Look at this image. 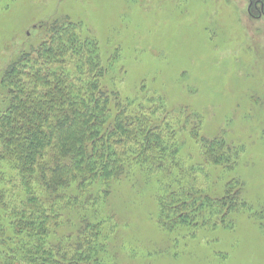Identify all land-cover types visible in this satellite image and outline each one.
I'll return each mask as SVG.
<instances>
[{"label": "rangeland", "instance_id": "rangeland-1", "mask_svg": "<svg viewBox=\"0 0 264 264\" xmlns=\"http://www.w3.org/2000/svg\"><path fill=\"white\" fill-rule=\"evenodd\" d=\"M261 13L264 0H0V113L4 70L72 23L98 45L101 89L148 110L166 150L162 170L133 166L107 195L92 190L85 212L64 214L56 242H74L86 219L103 224L101 264H264ZM213 140L229 150L218 163L204 150ZM15 175L0 161V264L31 246L13 227ZM170 197L189 207L160 219Z\"/></svg>", "mask_w": 264, "mask_h": 264}, {"label": "trees", "instance_id": "trees-1", "mask_svg": "<svg viewBox=\"0 0 264 264\" xmlns=\"http://www.w3.org/2000/svg\"><path fill=\"white\" fill-rule=\"evenodd\" d=\"M57 25L48 42L20 54L2 74L7 108L0 113V161L16 174L10 178L18 193L15 234L31 242L2 264H101L103 224L85 219L74 242H56L64 214L82 212L97 187L107 195L109 183L133 166L145 165L149 174L162 170L166 153L152 136L148 110L133 111L117 93L101 89L104 66L96 41L78 36V25ZM221 143L203 142L208 161L229 154ZM148 160L156 163L148 166ZM172 201L161 199L160 219L167 209L179 216L178 207H189Z\"/></svg>", "mask_w": 264, "mask_h": 264}, {"label": "flooded vegetation", "instance_id": "flooded-vegetation-1", "mask_svg": "<svg viewBox=\"0 0 264 264\" xmlns=\"http://www.w3.org/2000/svg\"><path fill=\"white\" fill-rule=\"evenodd\" d=\"M251 1H252V0H251ZM251 6H252V2H251V5H250V7H249V8H251ZM249 11H250V9H249ZM263 16H264V13H261V14H259V16H258V17L260 18V17H263Z\"/></svg>", "mask_w": 264, "mask_h": 264}]
</instances>
